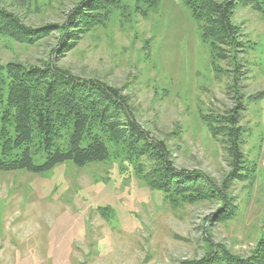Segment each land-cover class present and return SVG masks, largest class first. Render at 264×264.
<instances>
[{"label": "rangeland", "instance_id": "rangeland-1", "mask_svg": "<svg viewBox=\"0 0 264 264\" xmlns=\"http://www.w3.org/2000/svg\"><path fill=\"white\" fill-rule=\"evenodd\" d=\"M83 1L0 0V10L41 37L29 43L0 26V112L13 74L24 69L50 66L101 81L166 145L175 169L203 174L224 196L193 193L171 201L112 146L103 163H65L47 173L0 171V264L250 258L264 245V5L236 4L231 23L243 47L223 59L203 41L186 0H94L95 15L70 41L79 28L65 33V27ZM233 111L245 159L235 180L231 142L212 132ZM13 135L0 118V144Z\"/></svg>", "mask_w": 264, "mask_h": 264}, {"label": "trees", "instance_id": "trees-1", "mask_svg": "<svg viewBox=\"0 0 264 264\" xmlns=\"http://www.w3.org/2000/svg\"><path fill=\"white\" fill-rule=\"evenodd\" d=\"M186 1L193 17L200 23L203 41L210 43L214 52L220 50L223 59L228 54L240 53L243 44L239 27L231 23V18L236 4L244 0ZM247 1L258 7L264 5V0ZM93 2L83 1L74 12L76 16L67 23L65 33L71 27L79 28L74 30L75 34L66 37L70 41L77 40L83 31L80 27L90 20L87 18L92 12L95 15V9H90ZM0 26L26 38L29 43L41 38L3 10H0ZM62 31L64 33V29ZM226 52L227 56L223 54ZM1 91L0 84V95ZM235 111L227 121L220 120L221 127L212 128L214 136H227L231 142L234 180L241 179L239 172L245 161L239 148L241 130L238 127L239 114ZM0 118L14 133L0 144V171L47 173L65 163L77 167L103 163L110 158L112 146L117 158L132 164L138 177L171 201L185 200L193 193L204 194V197L210 192L224 196L212 181L207 183L203 174L175 169L166 145L155 141L139 126L127 99L118 90L101 81L76 79L50 66L21 70L13 74ZM151 162L155 167H151ZM216 257L210 256L200 264H264V245L260 244L248 259L229 253L222 254L218 260Z\"/></svg>", "mask_w": 264, "mask_h": 264}]
</instances>
